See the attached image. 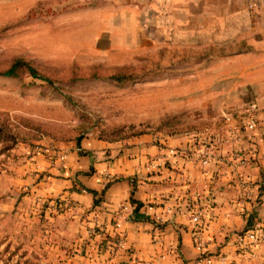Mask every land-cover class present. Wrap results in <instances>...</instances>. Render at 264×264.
I'll use <instances>...</instances> for the list:
<instances>
[{
  "label": "rangeland",
  "instance_id": "obj_1",
  "mask_svg": "<svg viewBox=\"0 0 264 264\" xmlns=\"http://www.w3.org/2000/svg\"><path fill=\"white\" fill-rule=\"evenodd\" d=\"M218 9L204 0H0V72L22 59L40 76L0 75V264H113L108 242L92 241L98 226L85 224L80 245L67 237L69 202L49 204L33 183L14 191L11 177L38 153L142 135L198 146L251 117L264 127V49L236 42L251 20H221ZM119 71L134 78H108Z\"/></svg>",
  "mask_w": 264,
  "mask_h": 264
},
{
  "label": "crops",
  "instance_id": "obj_2",
  "mask_svg": "<svg viewBox=\"0 0 264 264\" xmlns=\"http://www.w3.org/2000/svg\"><path fill=\"white\" fill-rule=\"evenodd\" d=\"M154 2L162 5L166 0ZM204 3L218 5L221 20L228 15L251 20V33L236 36V42L247 41L255 47L252 52H263L264 29L259 30L258 22L264 21V0ZM60 147L54 156H33L27 160L26 174L11 179L14 191L19 183H33L49 204L53 199L71 204L65 212L70 217L61 227L74 245H80L89 224L99 228L92 241L126 238L120 264H264V127L252 132L241 129V138L234 145L222 144L208 165L189 137L167 142L147 135L115 142L93 138ZM232 148L255 152L240 177L247 184V196L228 162ZM62 154L64 160L58 156ZM152 160L157 166H150ZM33 169L42 172L32 173ZM206 207L212 219L202 229L204 247L199 249L192 216L197 209L207 212ZM250 228L255 235L246 236L251 249L241 250L235 245L236 235H246L244 230Z\"/></svg>",
  "mask_w": 264,
  "mask_h": 264
},
{
  "label": "built area",
  "instance_id": "obj_3",
  "mask_svg": "<svg viewBox=\"0 0 264 264\" xmlns=\"http://www.w3.org/2000/svg\"><path fill=\"white\" fill-rule=\"evenodd\" d=\"M257 127V121L256 118L251 117L247 124L243 127L245 131L252 132L256 129ZM219 138V139H218ZM241 138V128H232L227 130L226 132V137L222 136L221 134L217 135V139L209 141V142H202L201 144L198 145L197 150L195 151L198 157L201 159L202 163L205 165H208L212 159V157L216 154V152L219 150L220 146L224 144V142H227L231 145L236 143L239 139ZM170 153H174V150H170ZM254 151H250L249 154H245L238 148H232L228 154L229 156V165L232 167L233 172L240 178L242 176V170L247 168L248 166L251 165L253 162V156H254ZM65 155L61 156V159H65ZM151 167L157 166L155 164V160H152V163L150 164ZM241 186L243 189V195L247 196L248 195V188L247 184L244 179H241ZM262 187H264V181L262 184ZM209 207V206H207ZM206 207V208H207ZM210 208V207H209ZM207 208V212H205L202 209H197L193 216H192V222L194 223V243L199 249H202L204 247V244L202 242V237H201V232L202 229L207 227L209 225V221L212 219V214ZM149 209H153L152 206L149 207ZM157 220H160L161 217H156ZM256 225L258 228H260L259 223L256 222ZM252 229V228H250ZM247 231L246 235L242 234H237L236 235V244L240 246L241 248H244L247 246L246 242V236L254 238V234L252 233L253 231L250 230ZM107 252H108V260L111 263H115L121 254L126 251L127 249V241L124 236H118L113 239V241L108 242L107 244ZM195 264H200V262H196Z\"/></svg>",
  "mask_w": 264,
  "mask_h": 264
},
{
  "label": "trees",
  "instance_id": "obj_4",
  "mask_svg": "<svg viewBox=\"0 0 264 264\" xmlns=\"http://www.w3.org/2000/svg\"><path fill=\"white\" fill-rule=\"evenodd\" d=\"M22 70H26L28 74L34 78H40L36 68L29 62L22 59H17L8 70L0 72V75L5 77L18 78ZM90 78L100 79V76L92 75L90 76ZM108 78L116 82H126L132 80L134 77L127 76L124 71H119L115 74L110 75Z\"/></svg>",
  "mask_w": 264,
  "mask_h": 264
}]
</instances>
